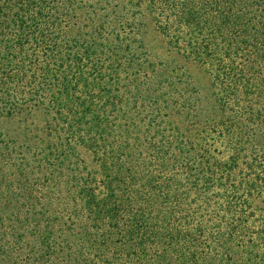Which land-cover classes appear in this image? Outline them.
<instances>
[{"label": "trees", "instance_id": "trees-1", "mask_svg": "<svg viewBox=\"0 0 264 264\" xmlns=\"http://www.w3.org/2000/svg\"><path fill=\"white\" fill-rule=\"evenodd\" d=\"M38 112L0 126V264H264V0H0V124Z\"/></svg>", "mask_w": 264, "mask_h": 264}, {"label": "rangeland", "instance_id": "rangeland-1", "mask_svg": "<svg viewBox=\"0 0 264 264\" xmlns=\"http://www.w3.org/2000/svg\"><path fill=\"white\" fill-rule=\"evenodd\" d=\"M142 39L144 51L150 61H170L179 66H183L192 76L193 80L203 89V92L208 93V87H210L211 83L210 74L196 62L183 58L182 55L168 47L166 40L158 32L155 24L150 19H145V25L142 27ZM44 122V116L40 112L35 114L22 113L11 118L3 119L0 126L7 138L14 139L19 143H24L30 138V140H34L32 142L33 144L39 142L34 137L37 135L41 136V132L37 128L41 127ZM82 156L87 163L92 164L93 155L90 152L82 150Z\"/></svg>", "mask_w": 264, "mask_h": 264}]
</instances>
